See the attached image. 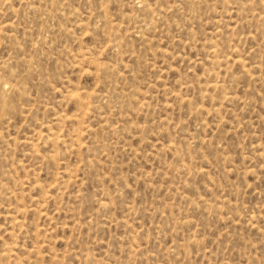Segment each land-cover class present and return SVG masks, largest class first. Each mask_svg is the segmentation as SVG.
Here are the masks:
<instances>
[{
	"label": "rangeland",
	"instance_id": "rangeland-1",
	"mask_svg": "<svg viewBox=\"0 0 264 264\" xmlns=\"http://www.w3.org/2000/svg\"><path fill=\"white\" fill-rule=\"evenodd\" d=\"M138 1L0 0V264H264V0Z\"/></svg>",
	"mask_w": 264,
	"mask_h": 264
},
{
	"label": "bare ground",
	"instance_id": "bare-ground-1",
	"mask_svg": "<svg viewBox=\"0 0 264 264\" xmlns=\"http://www.w3.org/2000/svg\"><path fill=\"white\" fill-rule=\"evenodd\" d=\"M138 2H140V0H139ZM140 3H142V2H140ZM144 4H145V3H144ZM71 93H72V92H71ZM76 93H77V92H76ZM76 95H77V94H76ZM79 95H80V94H79ZM77 96H78V95H77ZM225 97H226V96H225ZM78 98H79V97H78ZM229 98H230V96H229ZM80 100H81V98H80ZM87 101H88V100H87ZM78 102H79V99H78ZM78 104H79V103H78ZM81 104H82V103H81ZM81 104H80V107H81ZM84 104H85V101H84ZM87 104H88V103H87ZM88 105H89V104H88ZM82 106H83V105H82ZM78 108H79V107H78ZM80 109H81V108H80ZM75 118H76V117H75ZM73 125H74V124H73ZM74 126H75V125H74ZM77 132H78V131H77ZM77 132H76V136H77ZM57 135H58V134H57ZM57 135H56V136H57ZM55 138H57V137H55ZM55 138H54V140H55ZM58 138H59V136H58ZM52 139H53V138H52ZM52 139H51V140H52ZM70 139H71V138H70ZM70 139H69V140H70ZM63 140H64V139H63ZM52 141H53V140H52ZM55 141H56V140H55ZM61 141H62V140H61ZM102 204H103V203H102ZM11 220H12V219H11ZM15 221H16V220H15ZM8 249H9V248H8ZM5 250L7 251V249H5ZM5 250H4V251H5ZM6 251H5V252H6ZM9 251H10V250H9ZM38 253H39V252H38Z\"/></svg>",
	"mask_w": 264,
	"mask_h": 264
}]
</instances>
